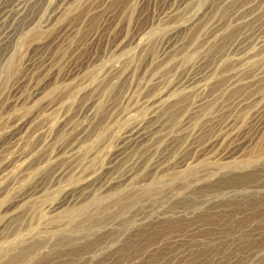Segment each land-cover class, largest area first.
Returning a JSON list of instances; mask_svg holds the SVG:
<instances>
[{
	"label": "rangeland",
	"instance_id": "374dc122",
	"mask_svg": "<svg viewBox=\"0 0 264 264\" xmlns=\"http://www.w3.org/2000/svg\"><path fill=\"white\" fill-rule=\"evenodd\" d=\"M0 264H264V0H0Z\"/></svg>",
	"mask_w": 264,
	"mask_h": 264
},
{
	"label": "bare ground",
	"instance_id": "6f19581e",
	"mask_svg": "<svg viewBox=\"0 0 264 264\" xmlns=\"http://www.w3.org/2000/svg\"><path fill=\"white\" fill-rule=\"evenodd\" d=\"M140 131H142V130H140ZM140 131H139V132H136V133H135V131H134V135H135L136 140H137V139H140L141 137H143V136L145 135L144 133H146V132L142 133V132H140ZM142 134H144V135H142ZM132 135H133V134H132ZM129 136H131V134H130ZM143 138H145V137H143ZM141 139H142V138H141ZM141 139H140V140H141ZM139 142H140V141H139Z\"/></svg>",
	"mask_w": 264,
	"mask_h": 264
}]
</instances>
